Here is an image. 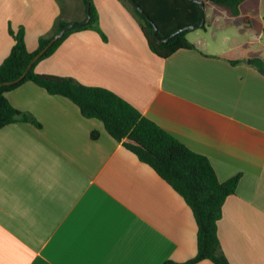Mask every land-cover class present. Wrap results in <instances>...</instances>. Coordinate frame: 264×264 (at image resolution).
<instances>
[{
	"label": "crops",
	"instance_id": "1",
	"mask_svg": "<svg viewBox=\"0 0 264 264\" xmlns=\"http://www.w3.org/2000/svg\"><path fill=\"white\" fill-rule=\"evenodd\" d=\"M103 38L70 34L38 62L39 74L106 88L196 153L221 182L240 176L218 221L231 264H264V76L219 58L264 36L242 33L206 7L205 27L189 30L196 49L155 55L122 0H92ZM82 0H0V65L24 31L35 52L59 21L84 23ZM264 25V0L255 17ZM41 128L0 129V264L183 263L197 253L198 227L184 198L71 100L32 82L9 92ZM97 131V139L92 133ZM196 264H215L203 260Z\"/></svg>",
	"mask_w": 264,
	"mask_h": 264
},
{
	"label": "trees",
	"instance_id": "2",
	"mask_svg": "<svg viewBox=\"0 0 264 264\" xmlns=\"http://www.w3.org/2000/svg\"><path fill=\"white\" fill-rule=\"evenodd\" d=\"M82 1L87 8L90 7V23L84 25L59 21L52 36L40 38L35 52L27 49L22 29L17 32L9 29L14 44L10 54L0 65V84L18 79L27 69L28 72L21 81L0 87V129L13 123H30L41 128V123L32 114L15 108L7 98L9 92L26 82L38 85L51 95L68 98L79 107L85 118L100 120L116 141L133 152L141 162L149 165L191 208L198 227L197 253L189 261H166L164 264H196L203 260H210L215 264H231L222 251L218 221L226 199L236 192L239 175L221 182L206 156L188 148L114 92L82 84L71 77L36 72L38 62L51 56L73 32L93 29L105 38L92 0ZM122 1L139 22L150 50L163 59L181 49H196L186 37L189 32L186 28L205 27V23L201 25L205 14L198 1H202L205 8L213 9L212 19L222 18L235 26L239 33H242V27L249 26L257 35L264 36V25L255 19L259 12V0H134L141 10L131 0ZM70 24L73 26L46 49L52 38ZM218 57L232 66L247 63L251 59L252 66L264 76L262 47L253 48L244 44ZM98 136L97 131L92 133L93 139ZM126 139H132L137 144L129 143Z\"/></svg>",
	"mask_w": 264,
	"mask_h": 264
},
{
	"label": "water",
	"instance_id": "3",
	"mask_svg": "<svg viewBox=\"0 0 264 264\" xmlns=\"http://www.w3.org/2000/svg\"><path fill=\"white\" fill-rule=\"evenodd\" d=\"M132 1V3H133V5L138 9V10H141V8H140V6L134 1V0H131ZM198 3L200 4V6H201V8H202V11L204 12L205 11V7H204V4H203V2L202 1H198ZM87 13H88V19H87V21L86 22H84L83 24L84 25H86V24H89L90 23V21H91V18H90V7L88 6V8H87ZM142 13H144V12H142ZM145 14V13H144ZM146 15V17H148V15L147 14H145ZM205 23V19H203V21H202V24L201 25H203ZM73 25L72 24H70V25H68L63 31H61L59 34H57V35H55L53 38H52V40L50 41V43L48 44V46L46 47V49H48L50 46H52L59 38H61L62 37V35L64 34V32L66 31V30H68L69 28H71ZM196 27L195 26H189V27H187L186 29H188V30H193V29H195ZM154 34L156 35L157 34V27L155 26V29H154ZM168 39H165V41H167ZM45 49V50H46ZM247 63L248 64H251L252 63V60L251 59H248L247 60ZM27 72H28V69L25 71V73L22 75V76H20L18 79H16V80H14V81H9V82H5V83H1L0 84V87L1 86H3V85H10V84H14V83H17V82H19V81H21L24 77H25V75L27 74ZM126 141L127 142H129V143H132V144H137L134 140H132V139H126Z\"/></svg>",
	"mask_w": 264,
	"mask_h": 264
},
{
	"label": "rangeland",
	"instance_id": "4",
	"mask_svg": "<svg viewBox=\"0 0 264 264\" xmlns=\"http://www.w3.org/2000/svg\"><path fill=\"white\" fill-rule=\"evenodd\" d=\"M237 29V28H236Z\"/></svg>",
	"mask_w": 264,
	"mask_h": 264
}]
</instances>
